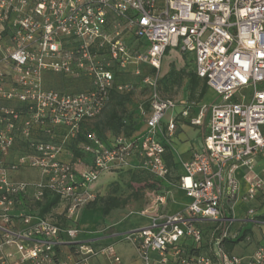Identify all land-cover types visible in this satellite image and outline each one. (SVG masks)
<instances>
[{"label": "built area", "instance_id": "1", "mask_svg": "<svg viewBox=\"0 0 264 264\" xmlns=\"http://www.w3.org/2000/svg\"><path fill=\"white\" fill-rule=\"evenodd\" d=\"M127 37L143 49L136 53ZM170 51L192 54L195 74L217 99L200 104L196 116L184 106L179 114L193 126L208 117V132L182 162L184 175L177 181L190 202L168 214V190L154 192L142 210L149 224L122 238L144 264H264V244L246 256L224 247L238 235L232 228L237 205L244 204L255 221L253 203L264 199V173L255 169L264 156V0H0V264H87L96 256L122 264L113 245L79 240L78 224L62 226L29 207L55 195L65 217L76 219L95 199L92 185L100 175L130 168L132 157L133 168L166 179L164 154L177 119L171 117L164 131L165 115L177 106L170 97L153 93L148 110L140 107L145 130L137 141L118 137L108 148L88 132L80 146L90 155L88 163L72 154L66 158L65 149L84 121L101 113L110 89L133 90L132 82L115 81L114 70L131 66L138 76L146 65L158 72ZM50 74L82 80V88H49ZM142 82L152 84L148 77ZM23 169L39 178L11 176ZM202 223L209 229L207 241ZM64 244L71 248L61 256L56 249ZM189 245L205 251L188 253Z\"/></svg>", "mask_w": 264, "mask_h": 264}, {"label": "crops", "instance_id": "2", "mask_svg": "<svg viewBox=\"0 0 264 264\" xmlns=\"http://www.w3.org/2000/svg\"><path fill=\"white\" fill-rule=\"evenodd\" d=\"M127 39L128 43H130L129 46H132L133 50L137 48V52L135 51L136 53H139L143 49V47L140 45L139 42L136 41L135 38L127 37ZM132 39H135V43ZM135 44L136 48L134 49ZM174 53L177 54L179 57H181L182 55L177 51H170L167 52L164 56H168V54L173 56ZM191 57L193 58V56ZM145 66L146 65H144V68ZM165 72L166 71H164V73ZM128 76H130L128 78H132L135 75L131 73V75ZM216 99V94L212 91V89L207 86V90L202 101L189 103V116L193 117L197 115L200 104H208L215 101ZM176 107L178 110L176 109ZM176 107L165 115L161 123L164 131H166V124L168 120L171 117L177 115L176 129L174 135L170 138L169 144L166 146V151L164 154L165 163L169 168V175L166 177L165 180L160 181L159 188L157 189V191H155L156 193H162L164 190H168V193L166 195V213L168 214H175L180 212L190 202V199L185 195L184 191L177 187V181L182 175H184L182 162L191 159L192 155L200 148L201 137L208 132V117L204 119L203 123L200 126H193L189 124L187 119H184L179 115L181 109H183V105L177 103ZM144 130L145 127L142 131ZM69 156L70 155L68 154L65 155L66 158H69ZM131 163L132 164L130 168H113L109 172L102 173L99 179L92 185L94 193L96 195L98 194L102 196L106 194L107 186L111 182L122 184L120 181H118V174L121 173H124L128 177V179L134 178L136 174L140 177V179H154V177H152V174L147 172H138L139 170L132 167L137 164L136 158L132 157ZM255 169L260 175L264 173V156L260 157L256 161ZM127 170H130L131 172H127ZM132 172L137 173L134 175L132 174ZM243 174L244 171L242 169L238 170L236 173V177L240 182V193H243L246 188L245 182L243 180ZM11 176L15 179L24 180L27 182H34L39 178V174L36 171H32L29 169H23L18 172H13ZM146 181L147 180H141L137 184L142 185ZM32 192V189L28 190L27 196L24 197V203H30L29 195ZM153 193V191H146L145 193L141 194L138 199H130V201H128L124 207L116 208L106 216L102 215L100 207H97L95 209H87L85 207L81 209L78 212L76 218L78 221V226L81 229V232L78 235L77 239L95 240L96 244H93L95 247H102L110 244L113 245L117 255L121 259L122 264H144L142 259L138 256L135 247L131 243L123 239L122 234L134 229L145 227L149 224V216L142 213V210L148 205H150ZM253 205L256 208L255 216L261 214L264 211L263 198L259 197L253 203ZM245 208L246 206L244 204L237 205L235 212V222L232 226L233 231L240 234L242 231L246 230V235H250L254 243L257 242L256 246L259 244H264V240L262 239V234L264 231H259L258 229V227L261 225V221L255 218V221H253V218H248L245 214ZM63 211L64 206L60 202L55 206V208H53V212L56 213H63ZM247 222H251L252 226L244 227ZM202 225L204 226V229H207L209 231L206 226V223H202ZM262 230L264 229L262 228ZM204 237L208 240V234L204 235ZM243 241L244 240L237 243L231 251L227 252L243 256L251 254L253 250L250 251V253L248 254H238L235 252L237 249H240L239 245ZM186 244H189V242L186 241ZM70 246V244H64L56 250L59 255L63 256L64 254L68 253L71 248ZM224 247L226 249L225 243ZM152 256L156 258L155 254H153ZM87 264H112V262L105 256H96L90 258Z\"/></svg>", "mask_w": 264, "mask_h": 264}, {"label": "trees", "instance_id": "3", "mask_svg": "<svg viewBox=\"0 0 264 264\" xmlns=\"http://www.w3.org/2000/svg\"><path fill=\"white\" fill-rule=\"evenodd\" d=\"M181 56H187V55L182 54ZM190 58L192 59V61H194L192 57H190ZM139 68L141 69L140 75H146L152 71H155V69L150 67V66H145V68H144V65H140ZM133 69H134V67H129L127 71L114 70L115 81L116 82L123 81L124 79H122V77L131 75ZM146 69H147V72L145 73L144 70H146ZM59 76L63 77L62 75H57V74L47 75L46 76V86L49 88H52L54 90H58V91H65V90L69 91V92L77 91V90H69V89H63V88H54L53 79H54V77H59ZM127 81L132 82L134 84V87H135V84L137 83L136 81H133V77L129 78ZM76 84H77V82H76ZM199 84H201V87H200L198 95H197V97H198L197 100H200L204 97L205 92L207 90V85L203 79H200L199 77H197V75L195 74V71L193 69V73H191L189 75V79H188L190 100H192L194 98L193 97L194 92H195V90ZM77 86L80 87L79 89L82 88V85H80L79 83L77 84ZM133 90H134V88H133ZM131 92H121V91H118L116 88L110 89L108 92V96H107V99H106V102L104 104L102 111L104 110V108L106 107V105L108 104L110 99L115 98L118 95H127ZM197 102H199V101H197ZM189 103H192V102H184V103H182V105L184 107H189ZM140 107H142L144 110L147 111L148 110V101L145 103H142L138 106V110H137V115L139 117V119L137 121L138 123H137V125H132L130 127V130H128V131L125 129L126 122L124 120L118 119V121L116 123H114L112 121L116 116L112 112L110 113L109 118L105 122L99 121V123H96V125H94V127H90V128L88 127L89 121H92L94 118L87 120V121H84V123L82 124V128H81V134L78 135V137L76 139H73L67 143L66 149H65L66 154H68V155L72 154L73 160L80 158V159H83V161L85 163H88V160L90 159V155L82 152L81 147H80L81 143L86 140L85 136H86V133H88V132H94L98 136L100 141L103 143L104 147H108V148L113 146V144L115 143V141L118 137H123V138L127 139L129 142L137 141L138 138H140L143 135L144 131H142V130L145 127V116L142 114ZM106 130H110V134L107 135ZM127 172H131V171L127 170ZM138 172H147V171L139 170ZM136 173L137 172H132V174H134V175ZM147 173H149V172H147ZM152 177H154V176L152 175ZM159 183H160V181L156 180L155 178L154 179H147V181L145 183H143L142 185H139L138 190L136 189L138 192H136V193L133 192L131 194V196H128V197H119L118 195L115 194L116 188H114L111 193L109 192V193H106L105 195H102V196L97 194L95 199L88 202L85 207L87 209H95L97 207H100L101 211H102V215L106 216L112 210H114L116 208L124 207L130 199H132V200L138 199L140 197V195L145 193L146 191H153V192L157 191V189L159 188ZM117 184L118 183H113V185L115 187L117 186ZM58 203H59V197L58 196L46 195L43 198V200L37 201L34 204H30L31 206L29 208L33 209V210L38 209L39 215H41V216L50 214L51 217L53 218V220L56 221L57 224H60L62 226H75L76 224H78L77 223L78 221L76 219H74L73 217H71L70 219H67L65 217L64 213L53 212V208H55V206ZM26 205H28L27 202H26ZM256 218H257V220L264 222V211L261 214L257 215ZM246 233H247V231L244 230L240 234H238L235 239H233V240L226 239L224 241V243L226 244V251H231L237 243H239L240 241H242L244 239ZM202 248L204 249L205 247L195 249L194 247L189 245V246H187V251H188V253L199 254L200 251L202 250Z\"/></svg>", "mask_w": 264, "mask_h": 264}, {"label": "rangeland", "instance_id": "4", "mask_svg": "<svg viewBox=\"0 0 264 264\" xmlns=\"http://www.w3.org/2000/svg\"><path fill=\"white\" fill-rule=\"evenodd\" d=\"M135 43V39H132ZM130 44V43H129ZM136 48V44L134 49ZM137 52V48L134 50ZM170 56V57H169ZM192 54H187V56L179 57L177 54H173L168 56H164L162 65L158 72L152 71L146 75H139L134 76L133 81H136L134 90L127 94V95H118L115 98L110 99L104 110L92 121H89L88 127H94L96 123L99 121L105 122L108 118L110 113H114L116 116L112 120L114 123L118 121V119L124 120L126 122L125 129L128 131L132 125H137V121L139 119L137 115L138 106L142 103L147 102L153 93L161 97H170L176 100L177 103L182 104L184 102H197L202 101V99L197 100V95L201 84H199L194 92V98L190 100L189 97V86H188V79L189 75L193 73L194 65L193 61L190 58ZM164 71H166L164 73ZM147 72V69L144 70ZM164 73V74H163ZM130 76L122 77L124 80H128ZM144 77H148L152 84H148L146 82H142ZM82 81V80H81ZM81 81L76 79H72L69 77H54V88H63L69 90H78L80 87L77 84ZM77 82V84H76ZM241 93V91H239ZM177 109V107H176ZM178 110V109H177ZM106 134H110V130H106ZM141 180L147 179H140L137 175L132 179H128V177L124 174H118V181L122 184L118 183L115 187L113 182H111L107 186L106 193H111L114 188H116L115 194L119 197H128L134 192H138L139 183ZM137 189V190H136ZM260 200V199H259ZM130 201V200H129ZM257 215L254 217L256 218ZM257 219V218H256ZM238 224V223H236ZM252 226L251 222H247L244 227ZM261 226V227H260ZM258 227L259 231H264V222H261V225ZM204 230V235L209 234L207 229ZM251 238V237H250ZM262 239L264 240V232L262 234ZM190 242V240H186ZM204 241H207V238L204 237ZM257 243V242H256ZM256 243L251 240L243 241L239 248L235 252L238 254H248L250 251L255 249ZM205 248L200 251L204 252Z\"/></svg>", "mask_w": 264, "mask_h": 264}]
</instances>
